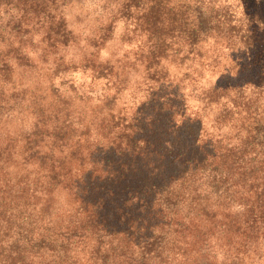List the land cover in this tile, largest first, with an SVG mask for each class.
<instances>
[{"label":"trees","instance_id":"trees-1","mask_svg":"<svg viewBox=\"0 0 264 264\" xmlns=\"http://www.w3.org/2000/svg\"><path fill=\"white\" fill-rule=\"evenodd\" d=\"M203 1L0 0V264H264V76L203 44L254 28Z\"/></svg>","mask_w":264,"mask_h":264},{"label":"rangeland","instance_id":"rangeland-1","mask_svg":"<svg viewBox=\"0 0 264 264\" xmlns=\"http://www.w3.org/2000/svg\"><path fill=\"white\" fill-rule=\"evenodd\" d=\"M200 4V9L202 10L210 9L213 10V12L216 11L221 13L224 12L225 9L230 18L234 20L231 21V24L235 23L237 25L234 28L233 34L238 33V28L240 26L248 28V24H250V27L254 28L249 38H242L240 41L237 40L232 42L229 50L226 49L224 40L220 37L209 38L207 41L203 42L204 45H216V48L212 52H214V57L219 62V65L222 66L224 61H229V59L232 61L237 60V62L241 64L239 66H243L242 69L238 70L243 76H257L261 72L262 76H264V0H204L202 3H197V5ZM242 23L247 24L243 26ZM123 50L126 49L115 42L106 45L101 54L103 56L107 54L109 56H120ZM68 52L71 53L70 48ZM126 55H128V53H126ZM134 67L131 68L128 73L129 81L126 84L125 90L121 93L120 100L117 101L115 109L127 111L133 103L143 95L142 88L144 86L142 80L139 79V83L136 82L141 70L139 67H136V69ZM175 72L176 70L170 69L171 74ZM202 72L205 74L204 78H206L205 82H207V84L212 83L217 76L216 74L209 76L206 70ZM70 75L74 78V86L78 88L80 92L85 91L90 96H99L107 93L106 81L104 78L89 83L90 76L86 72L77 70L70 72ZM185 91L186 97H189L187 99L188 108L192 111L196 107L192 97L193 95H197V93L194 91L193 93H189L188 90ZM90 137L92 139L95 136L90 135Z\"/></svg>","mask_w":264,"mask_h":264}]
</instances>
